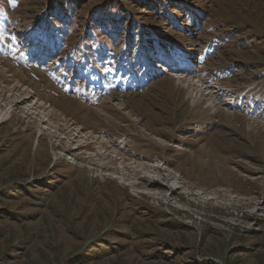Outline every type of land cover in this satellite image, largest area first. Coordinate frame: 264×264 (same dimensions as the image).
Listing matches in <instances>:
<instances>
[{"label": "rangeland", "instance_id": "374dc122", "mask_svg": "<svg viewBox=\"0 0 264 264\" xmlns=\"http://www.w3.org/2000/svg\"><path fill=\"white\" fill-rule=\"evenodd\" d=\"M0 264H264V0H0Z\"/></svg>", "mask_w": 264, "mask_h": 264}, {"label": "bare ground", "instance_id": "6f19581e", "mask_svg": "<svg viewBox=\"0 0 264 264\" xmlns=\"http://www.w3.org/2000/svg\"><path fill=\"white\" fill-rule=\"evenodd\" d=\"M44 34H45V31H43V33H42V35H41V36H42V37H44V36H45ZM163 70H164L165 72H167V71H168V70H167V68H166L165 66H163ZM162 73H163V71H162ZM141 181H142V180H141ZM151 186H152V185H151Z\"/></svg>", "mask_w": 264, "mask_h": 264}]
</instances>
